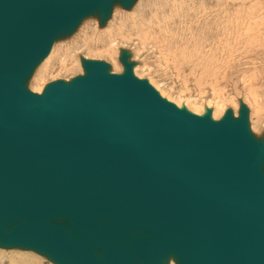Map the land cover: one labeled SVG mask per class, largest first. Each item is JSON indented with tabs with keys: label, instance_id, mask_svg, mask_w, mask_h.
Instances as JSON below:
<instances>
[{
	"label": "water",
	"instance_id": "water-1",
	"mask_svg": "<svg viewBox=\"0 0 264 264\" xmlns=\"http://www.w3.org/2000/svg\"><path fill=\"white\" fill-rule=\"evenodd\" d=\"M138 0H0V249L54 264H264V131L215 120L134 73L30 89L53 45Z\"/></svg>",
	"mask_w": 264,
	"mask_h": 264
},
{
	"label": "rangeland",
	"instance_id": "rangeland-1",
	"mask_svg": "<svg viewBox=\"0 0 264 264\" xmlns=\"http://www.w3.org/2000/svg\"><path fill=\"white\" fill-rule=\"evenodd\" d=\"M183 1L184 2H182V0H139V2L137 1L133 9H131L130 11L121 8L123 12H119V15L113 13V18L110 19L107 23L109 24L107 28L103 27L105 29L99 27L98 19H96L98 21L96 22L97 24H91L88 29H82L81 25L78 31L73 36L55 44L52 53L35 72L34 76L36 77L37 82H31L30 89L33 92L41 93L45 85L51 81L57 79L68 80L78 74H82L83 71L80 61L81 56L87 59L106 61L112 66L113 73H121L123 71V66L119 61L120 50L129 49L133 54L132 61H135L138 64L134 69L135 75L140 79H147L150 84L155 87L157 91H159L160 94L169 101L175 103L177 106L179 105V107L185 105L190 111L198 115H202L206 108H211L213 110L214 118V113L216 110V106L214 107L215 100H219L217 99L218 96L223 97V99L221 100L222 103L219 102L220 104L218 106V111H221V113L217 120H219L224 115L225 111L229 108L238 115L240 102L243 101V103L246 104L250 110L251 129L256 135H260L264 131V124H258V117L254 114V103L248 97V88H245L248 83H245L240 75L238 77L231 76L228 77V79L225 78L221 81V83H215L216 88H214L213 90V87H215L213 86L214 84H211V82L206 83L204 75L202 74V71L199 69V67H196V69L195 66L192 67L193 65L191 64L187 65V63H184V61L179 57L174 59L162 57L163 51L161 54V50H159L160 45L158 46L157 44V47H159L158 49L154 48L153 43L148 45L146 44V47H142V45L140 47L137 46L139 45L138 41H134V45L130 42V40H128V42L126 43L125 39L123 41L119 37L120 33L118 29L120 25H131L132 21L136 20L146 25L148 24L149 28H162L165 26L167 29H169L170 26H173L172 29L175 33H179V37H169L167 34H161L162 30L158 31V29L151 34L154 39H160L163 41V43L165 44L164 52H166L169 48H179L180 50L183 49L188 56L189 52L185 50L184 47H187L189 45H191L192 47H203L204 51H207L213 44V41L221 36V32L219 31V28H217L216 24L212 28H210L212 23H209L207 26L202 25L200 29L196 28L197 30L193 28V32L192 30L186 29V24H184V22H196L198 19L199 15L196 17L190 14L189 8H198L199 0ZM196 1L198 2L195 3ZM207 1L214 2V0ZM228 1L229 0H219V4L226 5ZM230 4L232 6L235 5L234 3ZM242 7L248 8L247 6ZM238 8L239 7H237L236 9ZM261 9L263 11L262 13L264 14V2L262 3ZM156 14L158 15L157 17L162 21L160 24L152 23L153 20L158 19L155 17ZM170 15H174L172 17V20L175 23L174 25H171V22L173 21L168 23V20L171 17ZM177 15L180 17L186 16V18L180 19ZM237 15H239V13H236L235 15L236 27H226V30L231 31L233 28H235L237 33V35L235 36L241 37L244 35V30L242 31V26L239 22H242L243 18ZM228 18H232V15H229ZM156 21L157 20H155L154 22L157 23L158 21ZM253 21V18H249L248 25H250L251 28H253V25L251 23ZM220 30L224 31V29ZM89 32L92 34H90ZM96 33L99 34L97 35ZM202 39L208 40L206 41V43H202L200 42V40ZM114 42L117 43V47H115ZM150 48H152V50H150ZM221 48L222 46H220L218 49ZM156 52L160 55H158ZM144 56L149 59V63L151 64L150 68H143L142 66H140V64L143 62ZM260 58L261 60H259L258 63L257 60L251 58L253 64L255 65L251 66L252 69H250L248 73H245V75L247 74V76L251 77V81H255L257 79L256 76L264 74V55H262ZM234 72L235 74L240 73L236 68H234ZM213 81L215 82V80ZM258 94L259 96L257 97L259 99H263L264 101V87L263 89L259 90ZM227 99H229L230 102ZM223 101H225V103H223ZM197 109H200V111H198ZM0 264L53 263L33 252L0 249Z\"/></svg>",
	"mask_w": 264,
	"mask_h": 264
},
{
	"label": "bare ground",
	"instance_id": "bare-ground-1",
	"mask_svg": "<svg viewBox=\"0 0 264 264\" xmlns=\"http://www.w3.org/2000/svg\"><path fill=\"white\" fill-rule=\"evenodd\" d=\"M192 1H195V0H192ZM206 1L199 0V4H198L199 7L198 8H193V7L189 8L190 14H192L193 16H196V17L198 15L199 16H198V19L196 22H194V21L188 22V23L184 22V24H186L185 28L188 30H192L193 28H195V29L199 28L200 29V27L202 25L207 26L209 23H212L210 28H212L215 24L217 25V28H219V31L221 32V36L218 39H215L213 41V44L209 47V49L207 51H204L203 47H192L191 45H189L187 47H184L185 50H187L189 52L188 56L183 49L180 50L179 48H175V49L169 48L166 52H164L165 44L163 43V41L160 39L159 40L154 39L151 34H152V32L157 31V29H158V31L162 30L161 34H167L169 37H179V33H175L174 30L172 29L173 26H170L169 29H167L165 26L162 28H160V27L149 28L148 24L146 25V24L141 23V22L136 21V20H133L131 25H126V24L120 25V27L118 29V31L120 33L119 37L123 41L125 39L126 43L128 42V40H130V42L133 44H134V41H138L139 45H137V44L136 45L140 46V47H141V45H142V47L143 46L146 47L145 46L146 44L148 45V44L153 43L154 48L158 49L159 47H157V44H158V46L160 45V49H159V50H161L160 53L162 54V51H163L162 57H167L170 59H174V58L179 57L184 61V63H187V65L191 64V65H193L192 67H194V66H195V68L199 67V69L202 71V74L204 75L206 83L211 82V84H214L213 86H215V83L216 84L218 82L221 83V81L224 80L225 78L228 79V77H231V76L238 77L240 75L241 78L243 79V81L245 83H248V85L245 88L246 89L248 88L247 89V91L249 92L248 97L254 103L253 104L254 109H255L254 114H255V116L258 117V124H264V101H263V99H259L257 97V96H259V94H258L259 90L263 89V87H264V74L256 76L257 79L255 81H251V77L247 76V74L245 75V73H248V71L250 69H252L251 66L255 65V64H253V61L251 60V58L254 60H257V63H258L259 60H261L260 57L262 55H264V54H261V53H264V41H263L264 40V38H263L264 14L262 13L263 11L261 9V6H262V3L264 2V0H250V1H248V0H229L226 5H220L219 0H217V1L214 0V2H211V1L206 2ZM138 2H139V0H138ZM182 2H184V1L182 0ZM197 2L198 1H196L195 3H197ZM230 3H234L235 5L232 6ZM242 6H247L248 8L242 7ZM237 7H239V8L236 9ZM177 8H178V5H177ZM130 10H127V11H130ZM173 11H175V10H173ZM119 12H123V10L120 7L115 8L113 13L119 15ZM236 13H239V15H237V16H240L241 18H243V21L239 22L240 25L242 26V31L244 30V35L241 37L235 36V35H237L235 28H233L231 31L226 30V27H228V28L229 27H236V23H235ZM175 14H177V13H175ZM229 15H232V18H228ZM112 16H113V14H112ZM157 16L158 15L156 14L155 17L158 18ZM170 16L171 17L168 20V23L173 21L172 17L174 15H170ZM180 16H181V14H180ZM180 16H178L180 19L186 18V16H184V17L183 16L180 17ZM112 18L113 17H111V19ZM249 18L254 19V21L251 22L253 25V28H251L250 25H248L249 24ZM155 20H157L158 22L156 21L157 23H155L154 22ZM155 20H153L152 23L160 24L162 22L159 18L155 19ZM96 22H98V21L94 18L87 19L82 24L81 28L82 29H88V27H90L91 24H97ZM174 24H175L174 21L171 22V25H174ZM108 25L109 24H106L105 27L107 28ZM103 29H105V28H103ZM220 29H224V31H222ZM96 30H97V28H96ZM192 32H193V30H192ZM90 34H92V33H90ZM93 34H94V32H93ZM96 34L98 35L99 33H96ZM95 40H96V38H95ZM95 40H93V41H95ZM122 40H121V42H122ZM207 40L208 39H202V40H200V42L206 43ZM55 44L53 45L49 55L52 53V51L55 47ZM116 44L117 43L114 42L115 47H117ZM220 46H222V48L218 49ZM152 48H150V50H152ZM154 52H155V50H154ZM144 53H145V51H144ZM144 53H142V54H144ZM146 54H147V49H146ZM49 55L44 59V61L49 57ZM158 55H160V54H158ZM141 56H143V55H141ZM188 57H189V60H188ZM219 58H220V60H219ZM131 60H132V58H131ZM40 65H39V67H40ZM121 65H122V63H121ZM140 66H142L143 68L144 67L150 68L151 64L149 63V59H147L144 56L143 62L140 64ZM63 67H65V66H63ZM234 68H236L237 71H239L240 73L235 74ZM216 79H217V81H216ZM213 80H215V82ZM33 81L34 82L36 81L35 76H33L31 82H33ZM214 88H216V86L213 87V90H214ZM224 97H225V95H224ZM217 99H219V100H215V103H214V107L216 106L214 118L216 120L219 118L220 113H221V111L220 112L218 111V106L220 104L219 102L222 103L221 100L223 99V97L218 96ZM227 100L229 101V99H227ZM223 103H225V101H223ZM178 107H179V105H178ZM197 110L200 111V109H197ZM234 115L236 117H238L237 113H234ZM212 117H213V110H212ZM249 119H250V114H249ZM4 250H7V249H4ZM24 252H29V251H24Z\"/></svg>",
	"mask_w": 264,
	"mask_h": 264
}]
</instances>
